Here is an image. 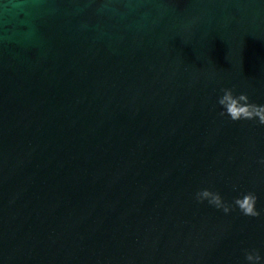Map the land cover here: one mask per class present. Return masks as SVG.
I'll list each match as a JSON object with an SVG mask.
<instances>
[{
	"label": "water",
	"instance_id": "95a60500",
	"mask_svg": "<svg viewBox=\"0 0 264 264\" xmlns=\"http://www.w3.org/2000/svg\"><path fill=\"white\" fill-rule=\"evenodd\" d=\"M224 88L264 105V0H0V264L264 257V125Z\"/></svg>",
	"mask_w": 264,
	"mask_h": 264
},
{
	"label": "clouds",
	"instance_id": "9594fccd",
	"mask_svg": "<svg viewBox=\"0 0 264 264\" xmlns=\"http://www.w3.org/2000/svg\"><path fill=\"white\" fill-rule=\"evenodd\" d=\"M221 91L223 95L218 100L219 105L223 108V111L220 113L221 116L227 115L233 121L258 118L259 124L264 125V105L251 103L247 94L241 93L238 96L234 95L233 89L231 88H224L221 89ZM261 163L264 164V160H261ZM197 199L201 202L207 199L210 204L218 209H223L225 213L232 210L231 206L222 201L219 193L207 189L198 192ZM233 203L245 216L257 217L260 215L255 207L257 196L252 192H248L243 194L242 197L236 198ZM245 259L249 264H261L264 257H262L256 249H252L245 251Z\"/></svg>",
	"mask_w": 264,
	"mask_h": 264
}]
</instances>
